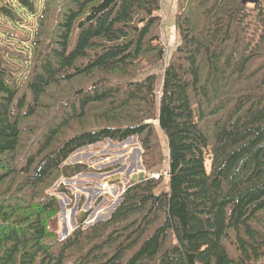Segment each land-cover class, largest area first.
Masks as SVG:
<instances>
[{
	"label": "trees",
	"instance_id": "obj_1",
	"mask_svg": "<svg viewBox=\"0 0 264 264\" xmlns=\"http://www.w3.org/2000/svg\"><path fill=\"white\" fill-rule=\"evenodd\" d=\"M15 1L36 23L0 41V264H264V0H176L167 60L162 0ZM130 139L143 177L60 239L62 180L96 172L64 163Z\"/></svg>",
	"mask_w": 264,
	"mask_h": 264
},
{
	"label": "rangeland",
	"instance_id": "obj_2",
	"mask_svg": "<svg viewBox=\"0 0 264 264\" xmlns=\"http://www.w3.org/2000/svg\"><path fill=\"white\" fill-rule=\"evenodd\" d=\"M16 9L21 22H12L0 13V41L12 52L27 51V44L32 38L33 24L36 23L34 15L25 12V9L15 0H8ZM36 1V10L39 12L43 0ZM102 0H94L87 7L98 5ZM175 12V1L173 0ZM251 1V0H248ZM161 42L170 56L171 50L175 47V30L172 24V17L164 30L162 27ZM172 44H171V43ZM5 60L11 62L17 70L25 68L26 62L20 60ZM161 75V68L158 69ZM18 82L22 83L26 77L25 73L17 72ZM141 148L136 139H130L121 145L104 143L102 145L84 148L73 155L64 163L87 164L96 170L95 174L79 175L72 180L63 179L62 184L74 194L75 202L70 206V200L63 194L58 195V202L61 207L59 218V237L64 239L72 232L75 226V213L81 208V215L86 218L85 227H89L100 220L110 217L120 203V197L124 192L125 185L133 176L145 173L140 159ZM165 172V170H164ZM165 174V173H163ZM153 176H158L153 175ZM155 177V178H156ZM80 200V201H79ZM84 200V201H83ZM80 204V205H79Z\"/></svg>",
	"mask_w": 264,
	"mask_h": 264
},
{
	"label": "crops",
	"instance_id": "obj_3",
	"mask_svg": "<svg viewBox=\"0 0 264 264\" xmlns=\"http://www.w3.org/2000/svg\"><path fill=\"white\" fill-rule=\"evenodd\" d=\"M173 2H174L173 0H162L161 7H162V15L164 17L165 24H167V22H169L171 17L174 15Z\"/></svg>",
	"mask_w": 264,
	"mask_h": 264
},
{
	"label": "water",
	"instance_id": "obj_4",
	"mask_svg": "<svg viewBox=\"0 0 264 264\" xmlns=\"http://www.w3.org/2000/svg\"><path fill=\"white\" fill-rule=\"evenodd\" d=\"M142 177H143V173H141V174L139 175V178H142ZM136 179H137L136 176H133V177H132V180H133V181H135Z\"/></svg>",
	"mask_w": 264,
	"mask_h": 264
},
{
	"label": "built area",
	"instance_id": "obj_5",
	"mask_svg": "<svg viewBox=\"0 0 264 264\" xmlns=\"http://www.w3.org/2000/svg\"><path fill=\"white\" fill-rule=\"evenodd\" d=\"M165 53H166V55L168 54V53L166 52V49H165Z\"/></svg>",
	"mask_w": 264,
	"mask_h": 264
}]
</instances>
